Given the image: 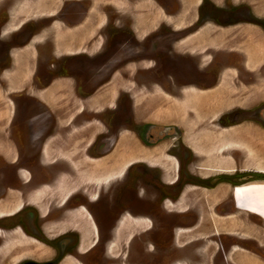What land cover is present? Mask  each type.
<instances>
[{
  "label": "flooded vegetation",
  "instance_id": "af4514ba",
  "mask_svg": "<svg viewBox=\"0 0 264 264\" xmlns=\"http://www.w3.org/2000/svg\"><path fill=\"white\" fill-rule=\"evenodd\" d=\"M13 1L14 3L19 2V0ZM24 1L27 3V6L20 14V20L18 22H16L14 18L20 10L16 9L13 2L8 5L5 10H2L4 11V16L0 17V40H5L6 42L8 38H11L14 34L18 36L20 32L28 31L25 37L26 39L24 38L25 41H22V39L19 44L16 43V45H14L10 43L8 45L7 43V45H5V56L1 63L3 66L0 68V88L4 87L2 85L4 80L1 79V74L4 71L13 69V66L28 67V64L31 63L32 56L30 57L31 59H26V64L22 59H17V49H27V47H29L31 48L29 49L31 55L33 50L35 64L33 65L30 80L33 81L34 78L40 75L38 70H40L39 66L41 62L37 63V56L41 50L38 49V45L44 44L47 38H51V33L54 30V38H52L50 42L54 44L55 51L63 52L52 51V53L55 55L57 54V56L50 66L56 70L51 71L49 69L48 80L50 84L48 86L54 84L56 80L61 82L59 85H62L68 93L67 103H70V101L72 102V100L76 103L74 106L71 104L66 106L69 108L72 106V109H76V105L81 107L74 112L70 118L63 117V115H65L63 113L62 115H58L60 118L57 115H49L46 109L43 108L45 111H42V113L39 112L35 118H30L28 122V124L34 125L32 128L34 132H36L31 133L30 130L28 134L27 141H29L31 145L30 149H24L25 155L22 157L20 153L16 151L13 160H10L8 163H3L4 165H11V167L8 168L5 166L0 168V199L6 198L8 200V195L13 192V196H17L18 199L13 198L16 199V201L19 200V204L16 208L8 210L4 208L3 210L0 207V209H2V211H0V258L4 257L5 259L3 260L5 261L8 259L10 255L8 252L10 251L12 253V249H15L11 244L15 243L14 241L19 238L24 242V244L22 243L23 246L20 244V247H24V251L29 249L25 244H31L32 246H40L42 249H40V251H43L44 248L45 253L39 252L38 254H31L29 250H27L28 252L14 264H65L63 262L68 258H70L71 264H92V262L96 264H109V256L117 240L116 235L123 227L124 222L125 225L131 222V226L134 225V232L137 227H142L143 224L145 225L148 223L147 221L150 220L148 230L152 229L151 217L143 215L136 216L132 213L130 208L132 205L138 203L139 197H141L140 192L135 189L137 185V188H139V185H141L143 181L141 175L142 169L140 168L141 165L146 164L151 166L147 159L154 161L152 164L153 168L159 167L160 173L157 177L161 182L168 186H172V188L174 186L179 187L180 185L177 184V181L180 179L183 172L195 175L200 168L199 152L201 150L206 151V146H204L205 144L202 146V143L208 139L207 136H210V133L215 134L218 132L217 130H224L225 132L231 131L237 135V132L241 128L248 127L244 125L249 124L253 127L255 126V122L258 124L257 128L259 130L261 129L260 131L264 130V86H258V82L263 80L264 77L247 69L245 67L246 61L243 59L241 61L243 69H239L236 64H233H239L238 57H241V55L238 50L231 45L236 37L234 35V29L241 24L245 25L244 32H246L245 36L249 43L254 42L255 32L257 31L254 27L259 28L261 30L260 32L264 35V0L221 1L224 3V7H227L221 8V12L225 13V16L230 19L228 22L229 24L226 25L211 21L207 16L204 17L203 21H199V7L202 5V0H200L197 7V3L193 4L195 9L191 10L192 14L185 16V11L182 10V24H179V16L177 13L170 15H166L167 12L165 13L167 17L165 27L178 36L177 40L174 41L175 43H180L179 45L189 49L194 43H187V41L193 39V37L201 39L208 37V39H212V44H220L217 48L209 45L204 51H195L196 48L193 49L192 47L191 52H189L190 56H188L189 58H197V62H195L197 64L196 68L199 71H207L204 72L203 78L210 81L208 85L201 86L194 83L189 85L204 94L208 93V97H204V105L202 108L201 106L197 108L196 111H198V114L203 113V116L207 114L208 119L212 111L213 114L208 123L210 126L209 129L201 127L200 125L202 124L200 122H195L199 125L194 128L191 126L192 128L189 131L184 121L177 122L182 117L181 113L177 114L176 123L169 124V120L156 122L155 120H150L149 122H145L147 125L144 126V140L147 142L145 145L137 137L135 125H138L137 128H143L142 118H144V116L142 113L146 112L149 108L147 107L146 110L139 108V110L135 112L128 111L129 113L127 115L124 114L125 116L120 112L114 113L111 117V121H109V126L104 123V120L99 119L102 126V131L100 133L104 134V137L100 139L99 143H95V138L92 142L86 144V148L79 146L84 143L83 141L91 137L93 133H91L92 121L89 119L85 120V118L89 117L87 115L91 112L99 113L106 112V110L110 111L111 108L117 109L118 104L117 102L113 104V101H115L114 99L117 100L120 95L118 96V94L114 92L116 89L113 91L114 87H109L110 84L106 81L98 89L101 91L100 93H102L105 89L104 87L108 84L106 90L109 93L107 91L103 92L108 95L106 103L99 106L98 110H95L94 106H92L93 99L95 98L93 94H87L89 98L88 96L84 98L77 97L79 96L77 80H75L73 75L83 74L87 68L89 69V66L97 62H100L102 66L104 64L110 65L113 71L109 72L107 75H119L121 70L129 64L133 65L148 60L157 63V61H159L158 57L163 55V53L158 48L159 44H155L149 48V51L152 52V49H154L157 58L151 57L149 53L146 54L145 51L142 50L141 45L143 43L142 39L144 40L148 36L145 35L143 38H137L136 28L133 24L132 26L129 25L125 20L126 26L124 27V31H129L128 33L130 36H127L133 39L134 42H138L135 50L127 55L129 49H127L128 46L125 42L126 33L124 34V32H120L115 28L110 29L109 15L105 12L103 7L102 10H100L103 12L102 14L93 15L92 0H69V2L67 0H60L61 5L59 4L60 6L58 5V8H56L54 12L47 13L40 10L44 6V1L48 0ZM148 4L151 6L150 3ZM67 6L76 7V10L71 11L67 9ZM105 7H115V5L108 2V4H105ZM154 10L155 12H159L156 8ZM163 12H165V10H163ZM115 13L116 12H113L112 15L114 16ZM124 13L127 14V10ZM154 14L156 15V13ZM43 16L50 19L47 24L44 23L40 25L36 30L28 28ZM128 17L131 18V15L125 16V19ZM149 17L152 18L153 15H149ZM133 19L134 18H131L130 20ZM237 19L240 20L237 21ZM224 20L228 21V18H224ZM198 21L199 23H197ZM220 25H222V27ZM48 26L52 27V31H48ZM218 28H221V31L217 34L216 29ZM109 29L111 30L110 36ZM129 29H131L132 32ZM221 32L222 36L220 35ZM43 33H49V35L41 37ZM120 38H122V41L118 42ZM87 43L88 47L92 45V49H96V51L88 50L86 47L80 48V50L76 48L84 47ZM221 44L223 45L221 46ZM108 48L110 51L106 53L105 50ZM132 53H135V58L133 59L130 57ZM168 57L167 54V60H169ZM94 58L96 61L93 62ZM84 64L86 67L82 69ZM79 70H83L84 72H80ZM174 73L175 74L172 73L167 76L170 79L184 77L186 74L185 67H177ZM85 74H87V72L83 75ZM10 81L14 83L13 88ZM15 81L19 82L22 80L16 77L10 79L9 83L12 89H15ZM118 85L122 88L126 87V85ZM151 85L154 90H159L154 82H152ZM142 86L143 85L140 83H136L133 88H131L130 97L134 96L133 101L135 104L138 101V95L136 96L135 93H140L143 89ZM177 86L178 90L179 84H177ZM47 90V88H45V90L41 89L38 95L44 97ZM237 90L241 92L239 97L237 96ZM126 91L127 90H124L123 93H129V91ZM162 92L167 95H165V99L169 98L170 100L168 96H172V93L168 91ZM227 92H230V96L237 98L232 99L230 105H227L226 99L223 98L229 96ZM233 92L235 93L232 94ZM156 94L160 95L161 93L157 91ZM181 96L184 97L182 91L180 92V97ZM256 97L260 98L255 100ZM242 99L245 100L243 105L236 104L241 103L243 101ZM110 100H112L111 103H109ZM183 100L184 99H182V102ZM83 101H86L85 104L81 103ZM155 101L156 100H152V103ZM142 104V101H139L137 105L142 106ZM150 109L152 110L153 107L151 106ZM165 109V107H161L158 110L164 112ZM151 110H148V114L151 113ZM216 111L218 115L214 117ZM156 116L160 117L166 115L157 112L155 116L151 115V118H155ZM64 118L66 120L69 118V120L65 123H61V119L65 120ZM38 121H40V124L36 123ZM43 123L48 124L49 128L46 130L41 129ZM110 126L112 127L109 128ZM119 128L123 129L120 131ZM79 130L80 133L78 135L77 132H79ZM97 130H100V128ZM58 131L62 134V143L55 142V138L60 135ZM121 133H131L135 135L132 142L136 144L137 140L141 149L135 144H132L129 138L126 137L121 139ZM198 134L200 135L195 137ZM163 136L170 138L166 139L163 144L168 145V141L170 143L167 147L166 155L164 153L158 154L157 152L158 149L161 148V145H157L156 142L163 138ZM78 144L80 145L78 146ZM93 145L98 149L97 153H94L95 151L89 152L94 147ZM132 148L135 151L136 148L139 150L140 157L138 152L131 151ZM218 148L220 147L217 142L214 145V149H217L216 152L221 150V148ZM127 150L131 151L132 155H126L124 151ZM246 150V144L245 147L231 145L228 151L222 149V152H227L230 157L228 158L237 162L242 158L245 159ZM177 151L182 153L181 156L185 157V160H188L185 164V169H182V164L185 160L183 162L181 161L180 157L176 154ZM254 151L255 149L253 147V152ZM235 153L239 154V156L245 155L238 159ZM19 158H22L25 167H19ZM201 158L203 159V157ZM108 161L109 163H107ZM155 162H159V164ZM253 169L254 168L249 166V168H245V172H243L244 170H232L243 172L242 175L246 177H252V182L232 187V207H229L231 210L235 209V212L227 213L230 214V216L237 215L239 211H242L254 215L259 214L264 218V182L253 180V176L257 179L263 176L264 172ZM171 176H174V179L171 182H166L165 178L167 179ZM198 178L199 180L202 179L200 176ZM183 184V186L178 188L179 192L184 186L189 185L187 183ZM42 188L47 189V191L44 190L41 193L39 202L31 200ZM129 193L134 195V202L131 201ZM253 199L256 201L255 206L257 209L252 210L248 208V210L247 207L253 202ZM182 202L183 199H179L177 207H182ZM161 204L164 205V203ZM170 205L173 204L169 202L168 206ZM261 208L262 210L259 211ZM137 221H142V225H135L133 223ZM238 221L237 219L236 222ZM177 234L181 237L185 234V231L181 230L177 232ZM237 234L239 235V232ZM231 236L237 237L235 234ZM230 240H233L232 237ZM10 242L12 243L9 248ZM124 244L125 242L121 244L118 243L120 249L121 247L123 248ZM183 264H186V262H183Z\"/></svg>",
  "mask_w": 264,
  "mask_h": 264
},
{
  "label": "rangeland",
  "instance_id": "374dc122",
  "mask_svg": "<svg viewBox=\"0 0 264 264\" xmlns=\"http://www.w3.org/2000/svg\"><path fill=\"white\" fill-rule=\"evenodd\" d=\"M0 1V17H3L4 11L2 10H5L8 5H10L12 2L14 3V1ZM67 1L69 2V0ZM211 1L202 0V5L199 7V21H203L204 17L207 16L208 19H210L211 21H215L216 23H220L222 25L229 24V17H226V14L221 12V8H227L224 7V3L221 2L223 0ZM108 2H110V4H114L115 7H105V4H108ZM199 2L200 0H92L93 15L102 14L103 12H101L100 10H102L103 7L105 9V12L109 15V25L111 26L110 29L115 28L120 32H124V34L126 33L125 42L128 46L127 49H129V51H127V55L135 50L138 42H134L133 39L128 37L130 36L128 33L129 31H124V27L126 26L125 20L129 25H134L137 30V38H143L145 35L148 36L146 39H142L143 43L141 45L142 50L145 51L146 54L149 53L151 57L157 58L155 50L152 49L151 52L149 51V48H151L152 45L159 44L158 48L161 50L163 55L160 56L161 58L158 57L159 61H157V63H153L152 60H148L145 62H138L136 60L138 63L133 65L129 64L127 65L128 67L125 66L124 69L121 70L119 75H107L109 74V72H112L113 69L110 68V65L104 64L102 66L100 62L89 66V69L87 68V70L85 71L87 72V74L85 75H83L85 73L83 70H79L80 72H84L83 74L73 75L75 80H77V89L79 95L77 97L84 98L85 96L93 94L95 98L93 99L94 101L92 106H94L95 110H98L99 106H102L106 103L108 95L107 93L103 92L107 91L106 87L108 86V84H110L109 87H114L113 91L116 89L114 92H116L118 96L120 95L117 100L114 99L115 101H113V104L117 102V109L111 108L110 111L106 110V112L99 113L91 112L87 115L90 118L87 117L85 118V120L89 119L90 121H92L91 133L93 134L91 138L89 137L86 141H83V144H78V146L80 145L79 147L83 146V148H86V144L92 142L95 138V143H99L100 139L104 137V134L100 133L102 131V126L99 122V119L104 120V123L109 126V121H111V117L112 115H114V113L120 112L123 115H127L129 113L128 111L135 112L139 110V108H142L144 110H146L147 107L149 108L146 110V112L142 113V115L144 116V118H142L143 128H137L138 125H135V133L140 141H142V143H144L145 145L147 144V142L144 140V126L147 125V123L145 122H149L150 120H155V122L169 120V124L176 123V116L177 114L181 113L182 117L177 122L184 121L185 124H187L189 131L192 127L194 128L199 125L195 122H200L202 124L200 125L201 127L209 129L210 126L208 123L210 122V117H212V111L210 113L211 116L209 117V119L207 118V114L203 116V113L198 114V111H196L200 106L202 108V106L204 105V97L207 98L208 93L204 94L189 85H192L193 83L201 86L208 85L210 81L203 78L205 74L204 72L207 71H199L196 68L197 64L195 62H197V58H189L188 56H190L189 52H191L192 47L193 49L196 48L195 51H204L209 47V45L215 46L217 48L220 46V44H212V39H208V37H204L202 39L193 37V39L187 41V43H194L192 44L193 46L191 45L192 47H189L188 49L182 45H179L180 43H175L174 41L177 40L178 36H176L175 33H172L168 28L165 27L167 20V17L165 16L166 12V15L177 13V15L179 16V24H182V10L185 11V16H187L188 14H192L191 10L195 9L193 7V4L197 3V7ZM60 3V0L45 1L44 6L40 11L45 13L54 12V10L58 8V5ZM148 3H150L151 6ZM14 6L17 10L21 8L23 11L25 10L27 3L23 4L22 2L19 5L15 2ZM155 8L158 9L159 12H155ZM67 9L73 11L76 10V7L67 6ZM126 10L128 12L127 14L124 13ZM163 10H165V12H163ZM22 11L18 12L17 16L14 18L16 22L20 20L18 16L22 13ZM113 12H116L114 16L112 15ZM154 13H156V15ZM129 14L131 15V18H134L133 20H130L131 18L129 17L125 19V16ZM149 15H153V17L151 18L149 17ZM40 18L41 19H38L36 23L29 26L28 28L36 30L40 25L44 23L47 24L50 20L45 16ZM224 18H228V21L224 20ZM238 20L240 19H237V21ZM199 21L197 23H199ZM222 25L220 26L222 27ZM244 28L245 25L241 24L236 26L234 29V35L236 37L235 41L231 45L238 50L242 58L238 57L239 64H233H236L239 69H243L241 64V61L243 59L244 61H246L245 67L247 69L255 72L259 76L262 75V77H264V35L262 32H260L261 30L259 28L254 27V29L257 30L255 32L254 42L249 43L246 39V32H244ZM110 29L109 36L111 34ZM50 30L52 31V27L48 26V31L50 32ZM129 30L132 32L131 29ZM220 31L221 28L216 29L217 34ZM27 33L28 31L20 32L18 36L14 34V36H12L13 39L12 37L8 38V42H5V40H0V68L3 66V64L1 63L3 62V58L5 56V45H7V43L8 45L10 43L14 45H16V43L19 44L20 40L22 39V41H25ZM53 33H55L54 30L51 33V38H47V41L44 42V44L38 45V49L41 50V52H39L37 56V63L41 62V65L39 66L40 70H38L40 75L34 78L33 81L30 80L33 65L35 64L33 50L31 55V51L29 52L28 48V51L26 52L24 50L19 51L17 49L18 54L22 58V55H25V57L28 58L32 56L31 63L28 64V67L13 66L15 71L19 72L20 76L25 77V79L23 82L15 81V89H12L14 83L11 81L10 82L12 83V88L9 82L4 81L2 83L4 87L0 88V168L5 166L8 168L11 167V165H4L3 163H8L10 160H13L15 158L14 154L16 153V151H18L20 153V156L22 157L23 155H25L24 149H30L31 145L29 141H27V139L30 130L31 133L34 132L32 128L34 125L28 124V122L30 118H35L39 112L42 113V111H45L43 108L46 109V112L49 115L51 114L58 116L62 115L63 113L65 114L63 115V117L65 116L70 118V116H72V114H74V112H76L81 107L79 105H76V109H72V106L70 108L66 106L70 104L74 106L76 103L74 102V100H72V102L70 101V103H67L68 93L67 90L62 87V85H59L61 82H58L56 80L54 84L48 86L50 84V81L48 80V73L50 72L49 69L51 71L56 70L51 68L50 66L54 62V58L57 56V54L55 55L52 53V51H55V49L54 44L50 42L52 38H54ZM46 35H49V33H43L41 37H45ZM220 35L222 36V32L220 33ZM120 41H122V38L118 40V42ZM85 45L86 46L84 47L76 48L80 50V48L86 47V49L88 50L90 49L91 51H96V49H92V45H89V47L88 43ZM222 45L223 44H221V46ZM109 48L105 50L106 53L110 51ZM167 54L169 56V60H167ZM134 55L135 53L131 54V59L135 58ZM94 61H96L95 58L93 59V62ZM85 67L86 66L84 64L82 66V69H84ZM177 67H185V76L182 77L181 75L183 79L177 77L175 79H170L167 75H170L172 73L175 74L174 72ZM106 81L109 83L104 87L105 89L103 90V92L100 93L101 91H99L98 89ZM152 82L157 85L159 90H154L152 88ZM136 83H140L141 85H143V89L140 93H135L136 96L138 95V101L135 104L133 101L134 96H130L131 88H133L134 84ZM118 84L126 85V87L122 88ZM177 84H179L178 90ZM45 88H47L48 90L44 94V97L38 95V93H40V90H45ZM124 90H127L126 92L129 91V93H123ZM157 91H159L162 95H166L162 91H168L169 93H172V96H168L170 97V100L169 98L167 100L165 99V102L167 103L159 100H156L152 103V100H155V98L157 97H154L153 93L155 94ZM181 91L184 96H181L182 98L180 97ZM236 92L237 96L239 97L241 92H238V90ZM94 93L98 94L95 95ZM229 93L230 92H227L229 96L223 97L224 99H226L227 105L231 104L232 99H237L233 96H230ZM234 93L235 92H233L232 94ZM259 98L260 97H256L255 100ZM182 99H184L183 102ZM139 101H142V106L137 105ZM244 101L245 100H243L241 103L236 104L243 105L245 103ZM85 102L86 101H83L81 103L85 104ZM111 102L112 100H110L109 103ZM151 106L153 107V109L151 110V113H149V115L148 110H150ZM161 107H165L167 110L165 109V111L163 110L164 112H161L158 110ZM157 112H160V114L166 116H156L155 118H151V115L155 116ZM132 115L134 116L133 113ZM216 115H218L217 111L215 112L214 117ZM69 118H67V120L65 118V120L61 119V123L67 122ZM36 123L40 124V121ZM254 125L255 126L253 127H251L249 124L244 125L248 127L241 128L237 132V135H235L231 131L225 132L224 130H217L218 132L214 134L210 133V131L208 130L210 136H207L205 134L208 139L202 143V146L203 144H205L204 146H206V151L201 150L199 152L200 168L197 170V173L195 175L187 172H183V174H181L183 177L181 176L177 181V184L180 185L179 187L183 186V183H187L190 186H184L180 192L178 190L179 187L174 186L172 188V186H168L158 179L157 175L160 173V169L159 167H152L154 161H152L150 158V160L147 159L148 163L151 166L142 163L145 165H141L140 167L142 169L141 175L143 181L142 184L139 185V188H137V185L135 189L136 191L140 192L141 197H139L138 203L132 205L130 208L132 210V213L136 216L143 215L151 217L152 229L148 230L150 220L147 221L148 223H146L145 225H142V221L133 222L135 225H142V227H137V230L135 229L134 232V225L131 226V222L127 223L125 227H122L116 235L117 240L115 241V245H113V248L111 250L108 261L109 264H183V262L185 263V261L188 264H213V262L214 264H237L236 260L240 258L239 255H242V259L244 257V254L253 255L254 257L258 258V264H264L263 216L259 214L254 215L248 212L239 211V214L234 216L231 215L232 217L230 219L226 218L227 216H230V214L227 213L235 212V209H230V207H232V187L252 182V177H246L242 174L243 172H245V168H249L248 165L250 163H258L253 162V159L251 158L254 155L256 156V153H258V151L261 150L264 146V130L260 131L261 129L259 130L257 128L258 124H256V122ZM41 127V129L46 130L49 128V125L43 123ZM111 127L112 126H110L109 128ZM98 128H100V130H97ZM119 129L121 131L123 128ZM199 135L200 134L196 135L195 137H198ZM121 136V139L127 137L131 142L135 138V135L131 133H121ZM166 139L170 138L163 136V138L156 142L157 145H161V148L157 151L158 154H167L166 150L170 143L167 140L168 145H163ZM252 139L256 142V144L260 145L259 148L261 147L259 150H256L254 152V144L252 143L253 141L251 142ZM256 139L262 141L263 144L261 145V142H257ZM62 141V134L60 133V135L56 137L55 142L62 143ZM217 142L219 144V147L221 148V150L218 152H216L217 149H214V145ZM132 144H135V142H132ZM138 144L139 142L136 140L135 145L139 149H141ZM245 144L247 148L246 157L245 159L242 158L237 162L229 159L230 157L227 152H222V149L228 151L231 145L237 147H245ZM97 150L98 149L94 146L89 152L95 151L94 153H97ZM131 151L138 152L139 155V150L137 148L136 151L133 150V148ZM131 151L127 150L124 152L126 155L130 156L132 155ZM176 154L180 157L182 162L185 160V157L181 156V152L177 151ZM235 155L236 158L239 159L245 154L239 156V154L235 153ZM201 157H203V159ZM256 157L258 161H261L263 159L261 153H258V156ZM19 161V167H25V163H23L24 161L22 162V158H19ZM187 162L188 160H185V162L182 164V169H185V164ZM155 163L159 164V162ZM255 165L257 166V168H259V170L264 168V166H262L261 164H259V166L257 164ZM235 169L237 171H244H232ZM199 176L200 178H202L201 180H199ZM173 179L174 176H171L170 178H165V181L171 182ZM253 179H256V177L253 176ZM44 190L47 191V189L42 188V190H40L34 196V198L32 197L31 200L39 202L40 195ZM129 195L131 201L134 202V195H131V193H129ZM4 199L5 198L0 199V207L3 210L6 206L8 209H11V206L13 208H16L19 204L14 198L9 199L7 202ZM179 199H183L182 207H177ZM2 200L5 202L6 206L5 204H3L4 202H2ZM11 201L13 203H16H10ZM169 202L173 205L168 206ZM7 203L9 204V206L7 205ZM161 203H164V205ZM2 209H0V211H2ZM237 219L239 220V223H237L238 225L235 224ZM227 220L228 222L221 223ZM232 221L234 223L233 225L230 223ZM223 228H228L229 230H237L239 232V235L237 237L232 236L233 240H230L231 237H229V235H226L225 233L228 230L225 231ZM252 228L253 231L255 230L254 232L252 231ZM181 230L185 231V234L179 237V234H177V232H180ZM18 239L19 238L14 241L15 243H9V248L10 244L12 243L11 245L15 249H12V253L10 251L8 252V254L10 255L8 256V259H6V261L3 260L5 259L4 257L0 258L1 264L16 263L18 259H20L24 254L28 252L27 250H29L31 254H38L40 252L36 247H33L30 244H25L29 249L24 251V247H20V244L23 246L24 242L21 241V239ZM256 240H258V242H256ZM122 242H125V244L123 248L121 247L120 249L118 243L121 244ZM37 247L40 249V246L37 245ZM216 251L223 253H219V255L215 257ZM42 253H45L44 250L42 251ZM67 260L68 262H66ZM63 263L71 264L70 258L66 259ZM93 263L94 262H92V264Z\"/></svg>",
  "mask_w": 264,
  "mask_h": 264
},
{
  "label": "crops",
  "instance_id": "0c3cea01",
  "mask_svg": "<svg viewBox=\"0 0 264 264\" xmlns=\"http://www.w3.org/2000/svg\"><path fill=\"white\" fill-rule=\"evenodd\" d=\"M18 1V0H17ZM23 2V4L24 3H26L24 0H19V2H18V4L20 5L21 3ZM45 2V1H44ZM51 8V7H50ZM19 10H20V12L22 11V9L21 8H19ZM46 10V9H45ZM20 16V15H19ZM18 16V17H19ZM28 48V50L29 49H31V48H29V47H27ZM28 51L27 49L25 50V48H23V49H20L19 51ZM30 51V50H29ZM22 55V54H21ZM18 57H17V59H22L23 61H25L24 63L26 64V59H28V57H25V55H22L23 56V58L22 57H20V55L18 54L17 55ZM30 58V57H29ZM24 63H22V64H24ZM20 64V63H19ZM24 67H26V66H24ZM18 78V79H20V80H22V82L24 81V79H25V77H22V76H20V73L19 72H16L15 71V69L13 68V69H11V70H8V71H4L2 74H1V79L2 80H4L5 82H9V80L10 79H13V78ZM258 86L259 87H262V86H264V79L263 80H260L259 82H258ZM253 141V139L251 140V142ZM256 141L257 142H261V145L263 144L262 143V141H259L258 139H256ZM253 144H254V149H255V151L256 150H259L260 148H259V146L260 145H258V144H256V142H252ZM251 143V144H252ZM246 152H247V150H246ZM258 153L260 154H262V156H263V159L261 160V161H258V159H257V157L256 156H258ZM258 153H256V156L254 155L251 159H253V162H258V163H255V164H257L258 166H259V164H261L262 166H264V146L262 147V149L261 150H259L258 151ZM254 163H250L249 165H248V167L249 166H251L252 168H254L253 170H255V169H258L259 170V168H255V167H257L256 165H255ZM260 172L262 171V172H264V168H262V169H260L259 170ZM254 174H256V173H254ZM257 174H261V173H257ZM264 174V173H263ZM254 181H262V182H264V175L263 176H261V177H259V178H257V179H253ZM255 199H253V202L251 203V204H249L248 205V207H247V209L248 208H251L252 210H256L257 208H256V204H255ZM249 210V209H248ZM262 210V208L259 210V211H261ZM227 219H230L231 218V216H227L226 217ZM226 222H228V220L227 221H225V222H221V223H226ZM254 222V221H253ZM232 225L234 224L233 223V221L232 222H230ZM237 223H239V222H236V224ZM238 225V224H237ZM252 225H253V223H252ZM220 229H222V228H220ZM224 229V228H223ZM225 231L226 230H228V231H226L225 233H226V235H229V237H232L231 235L232 234H235V235H237L238 236V231L237 230H229L228 228H226V229H224ZM252 231H253V228H252ZM255 231V230H254ZM253 231V232H254ZM257 233V232H256ZM256 242H258V240H256ZM261 245V244H260ZM257 246H259V245H257ZM219 253L221 254V253H223V252H218V251H216L215 252V257H217L218 255H219ZM241 256L242 255H239V257L240 258H238L237 260H236V263L237 264H258V258H256V257H254L253 255H248V254H244V257L241 259ZM214 257V258H215ZM264 260V259H263ZM186 262V261H185ZM187 263V262H186ZM188 264V263H187Z\"/></svg>",
  "mask_w": 264,
  "mask_h": 264
},
{
  "label": "bare ground",
  "instance_id": "6f19581e",
  "mask_svg": "<svg viewBox=\"0 0 264 264\" xmlns=\"http://www.w3.org/2000/svg\"><path fill=\"white\" fill-rule=\"evenodd\" d=\"M153 96H154V97L157 96V97L155 98V100L164 101V102L167 100V99L165 100V95H161V94L158 95V94H156V93H155V94L153 93ZM166 98H167V97H166ZM153 99H154V98H153ZM165 103H167V102H165ZM150 110H151V109H150ZM166 110H167V109H166ZM83 130H84V129H83ZM79 131H80V130H79ZM77 133H79V132H77ZM90 138H91V137H90ZM51 139H52V138H51ZM55 139H56V138H55ZM49 142H50V141H49ZM53 148H54V147H53ZM54 151H55V150H54ZM57 152H58V151H57ZM53 153H54V152H53ZM122 156H123V155H122ZM82 158H83V157H82ZM83 159H84V158H83ZM83 159H82V160H83ZM88 163H89V162H88ZM107 163H109V161H108ZM105 164H106V162H105ZM78 165H79V164H78ZM86 165H87V164H86ZM107 165H108V164H107ZM121 165H122V164H121ZM109 166H110V165H109ZM114 169H116V168H114ZM105 172H106V171H105ZM110 172H111V171H110ZM102 175H103V174H102ZM104 175H105V174H104ZM110 175H111V174H110ZM105 176H106V175H105ZM12 193H13V192H12ZM12 193L8 195V200L14 197ZM14 198L18 199L17 196L14 197ZM5 199H6V198H5ZM6 200H7V199H6ZM6 200H5V201H6ZM8 200H7V201H8ZM7 201H6V202H7ZM13 201H15V200H13ZM2 202H4V201L2 200ZM16 202L19 203V200L16 201ZM16 202H15V203H16ZM10 203H13V202L11 201ZM3 204H5V202H4ZM3 204H2V205H3ZM13 204H14V203H13ZM7 205L9 206L8 203H7ZM5 206H6V204H5ZM4 208L8 210L7 206L4 207ZM11 208H13V207L11 206ZM124 221H125V220H124ZM121 225H122V224H121ZM124 225H125V222H124ZM124 225H123V227H124ZM13 232H14V231H13ZM30 245H31V244H30ZM31 246H32V245H31ZM33 246H34V245H33ZM34 247H36L38 251H40V249H41V247H40V249H39V248L37 247V245H35ZM41 250H42V249H41ZM43 250H44V248H43ZM46 250H47V249H46ZM40 252H42V251H40ZM66 262H68V260H67Z\"/></svg>",
  "mask_w": 264,
  "mask_h": 264
}]
</instances>
